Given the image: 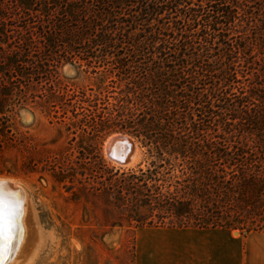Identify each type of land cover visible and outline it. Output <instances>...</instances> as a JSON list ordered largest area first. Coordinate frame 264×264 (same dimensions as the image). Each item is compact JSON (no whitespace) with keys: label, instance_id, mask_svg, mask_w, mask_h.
<instances>
[{"label":"trees","instance_id":"trees-1","mask_svg":"<svg viewBox=\"0 0 264 264\" xmlns=\"http://www.w3.org/2000/svg\"><path fill=\"white\" fill-rule=\"evenodd\" d=\"M9 2L0 0V176L18 175L12 148L32 153L24 174L56 167L52 151L14 132L22 87L61 61L125 44L131 54L108 61L125 91L90 126L138 138L149 162L127 171L81 163L105 225L264 232V0ZM69 173L59 166L55 177Z\"/></svg>","mask_w":264,"mask_h":264},{"label":"rangeland","instance_id":"rangeland-1","mask_svg":"<svg viewBox=\"0 0 264 264\" xmlns=\"http://www.w3.org/2000/svg\"><path fill=\"white\" fill-rule=\"evenodd\" d=\"M9 34L13 40V34ZM24 36L28 39L34 35L24 32ZM117 46L107 56L97 52L88 60L74 57L72 61H61L48 80L32 81L28 88L21 86L25 97L13 105L14 132L17 137L29 136L40 147L52 151L56 167L52 170L39 164L34 172L24 174L19 169L21 162L32 153L19 152L16 148L5 152L18 165V175H3L0 179H11L23 189L26 198L25 232L5 264H137V240L141 233L196 231L106 226L105 219L110 215L103 202L88 190L93 179L89 180V171L81 174L82 162L94 170L105 164L121 171L139 165L145 168L149 162L138 138L117 130L105 134L90 126L91 120L97 122L99 116H106L107 108L125 91V81L109 71L108 61L125 59L130 53L122 48L125 44ZM50 88L63 96L62 101L51 102ZM117 134L130 135L138 145L137 161L130 166L121 167L106 154V142ZM59 166L70 172L62 183L55 177ZM71 175L73 184L68 179ZM237 231L242 238L256 233Z\"/></svg>","mask_w":264,"mask_h":264},{"label":"crops","instance_id":"crops-1","mask_svg":"<svg viewBox=\"0 0 264 264\" xmlns=\"http://www.w3.org/2000/svg\"><path fill=\"white\" fill-rule=\"evenodd\" d=\"M191 230L141 233L137 264H264L263 232L242 238L232 230Z\"/></svg>","mask_w":264,"mask_h":264},{"label":"bare ground","instance_id":"bare-ground-1","mask_svg":"<svg viewBox=\"0 0 264 264\" xmlns=\"http://www.w3.org/2000/svg\"><path fill=\"white\" fill-rule=\"evenodd\" d=\"M122 138H128L134 143V154L131 158V162L127 165H131L137 161L138 157V152L139 148L137 146V143L135 140L127 134H117L111 137L106 143V152H110L111 155L114 157L118 158L121 153H126L128 144L127 140L122 139ZM0 181L4 182V188L5 191H13V192H18L19 197V205L20 209L18 210L17 213V224L14 231V238L11 240L9 244H6L5 240L3 238H0V246L4 247V251L0 253V264H5V262L8 260L9 256H13V250L15 251V248L20 245L21 239H22V232L25 226H24V214H25V209H26V198H25V192L20 186H17L11 179H0ZM10 184V185H9Z\"/></svg>","mask_w":264,"mask_h":264},{"label":"snow or ice","instance_id":"snow-or-ice-1","mask_svg":"<svg viewBox=\"0 0 264 264\" xmlns=\"http://www.w3.org/2000/svg\"><path fill=\"white\" fill-rule=\"evenodd\" d=\"M19 193L5 191L4 182L0 181V238L9 244L14 238V229L17 224V213L20 209L18 201ZM0 246V253L4 251Z\"/></svg>","mask_w":264,"mask_h":264},{"label":"water","instance_id":"water-1","mask_svg":"<svg viewBox=\"0 0 264 264\" xmlns=\"http://www.w3.org/2000/svg\"><path fill=\"white\" fill-rule=\"evenodd\" d=\"M122 139L127 140L126 142L128 144V148H127L126 153H121V155L118 158H116L113 155H111V153L109 151L106 152V154H107L108 158L111 161H113L115 164H117V165H119L121 167H124V166L126 167V166H128L127 164H129V162H131V158H132V156L134 154V143L131 140H129L128 138H122ZM237 233H238V231L235 230L234 234H237Z\"/></svg>","mask_w":264,"mask_h":264}]
</instances>
